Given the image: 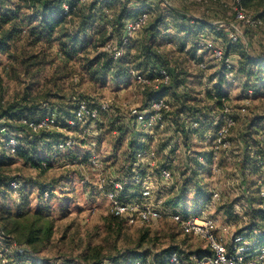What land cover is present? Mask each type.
I'll list each match as a JSON object with an SVG mask.
<instances>
[{"label": "rangeland", "instance_id": "374dc122", "mask_svg": "<svg viewBox=\"0 0 264 264\" xmlns=\"http://www.w3.org/2000/svg\"><path fill=\"white\" fill-rule=\"evenodd\" d=\"M144 1L151 11L149 23L158 19L160 13L162 18L160 25L154 28L145 25L146 27L144 26L131 38L118 58L114 57V50L105 49L107 43L110 42L111 46L116 45L121 38L115 33H111L105 44L89 46L73 58L65 55V50L58 41L31 44V39L27 37L14 45L11 52L14 54V59L9 58L7 53H0V78L4 82L0 104L8 105L22 101L29 92L27 100L24 101L28 102V105L39 104V112L42 113L35 119L22 116L17 123L24 125L27 130L30 121L49 119L48 126L42 129L48 128L59 133V141L54 144L42 143L37 150L52 152L59 145L58 142L72 137L75 139L74 144L59 153L66 155L74 149L75 153H78V162L73 163L65 156L56 161L53 167L42 171L19 153H8L4 150L8 136L17 135V131L8 125L0 126V161H2L0 162V234L2 236L0 264H69L70 262L86 264L82 254L88 246L99 247L101 254L112 259L104 264H118L120 261L123 264H161L158 257L167 249L178 251L183 264H195L198 251H205L207 244L196 236L182 232L179 224L171 216L177 211L187 215L214 217L219 225H231V231L244 232L253 240H264V207L257 206L258 200H255L252 208L246 204L247 195L243 192L245 191L243 185H224L225 180L229 181L228 174L233 176L234 172H241L230 159V150L222 152L220 156L219 165L222 167L219 174L221 179L220 177L218 179L220 185H210L208 180L209 183L199 186L201 196L196 193L197 186L193 181L185 189H182L181 185L177 189L174 188L187 157L180 151L175 152L176 155L173 157L167 156L171 154L167 147L168 140L178 134L172 124L178 126L179 123L176 121H179V118L177 115L174 121L176 113H171L176 108L175 101L177 102L178 97L173 93L171 86L160 83L159 72L163 67L175 68L176 75H181L184 86L188 88L189 94L185 105L190 110L187 112L201 120L200 128L191 136L195 151H202L201 146L211 141L212 134L209 133H213L220 123L211 125V119L214 117L219 121L222 119L224 105L232 106L236 113L237 123L232 130V139L235 143L234 150H238L239 140L247 131L252 121L250 115L253 114V112L248 115L240 114V107L249 99L252 110L261 111L262 108L264 109V93L258 92L255 88L249 89L248 85L245 86L246 78H241L238 71L241 58H238L236 73L230 75L229 70L213 58L211 51L198 52L193 44L200 32L215 39L227 53L231 47L236 46L241 49L246 48L254 57L261 56L264 53V18L259 15L263 7L252 2L248 4L249 8L245 9L241 6L244 8L242 11L253 22H257L256 19L261 21L256 24H245L237 19L236 11L240 7L237 0H142V3ZM172 7L187 13L191 18L204 20V24L209 25H199L197 29L188 27L185 36L180 33L184 28L180 23L181 20L177 21L175 13L170 11ZM236 28L242 29V35L238 43H233L230 40V33L236 32ZM148 33L154 36L153 41L148 40ZM97 39L99 38H94L95 41ZM187 45L192 47L194 52H186ZM147 49L161 57V62L155 61L156 66H148L143 62V59H146L144 53ZM232 51L229 52L231 60H233ZM98 54H102L105 58L111 56L115 62H120L125 57L130 59V55H135V61L124 65L129 67L127 74L118 79L112 72L105 78H102V74L97 78L91 75L87 65L88 59H93ZM31 56L37 57L31 60ZM239 56L241 57L240 54ZM199 59L208 63L206 80L203 70L198 65ZM136 73L151 79V84L145 88L144 84L136 81L134 75ZM132 75L134 79L131 78ZM214 76H217L216 80ZM220 79H223L224 94L218 102L215 97H210L211 93L207 92L220 84ZM156 84L160 85L159 88L154 87ZM249 85L260 87L262 82H256L252 77ZM161 96L172 105L171 111L163 116L166 124L146 127L141 123L139 126L127 128L117 120V116L119 117L117 113L125 111L129 114L127 105H140L141 109H144L152 99ZM89 100L92 103L110 100L114 106L108 112L101 113V122H81L71 126L68 121L73 117L79 102ZM69 103H74L75 107L72 106L74 109L72 113L70 112L71 115L67 116L71 108L68 107ZM124 114L123 117L127 118ZM261 114H264V110ZM187 116L189 114L185 115L184 124L188 121ZM1 124L6 123L3 120ZM3 127L5 131H2ZM187 129L190 130L188 127ZM151 131L157 135L156 140L148 138L144 143L140 141L136 143V139L133 138L132 132H136L143 139L147 138ZM115 132L122 133L121 138H118ZM196 135H200L201 138H197ZM86 138H89L90 143H85ZM182 139L184 140V136ZM91 143L96 151V158L101 161L99 169H93L89 163ZM143 147L156 150L158 158L156 165L145 164V170L149 172L147 183L136 185L131 190H136L138 194L145 189L149 190L151 203L158 204L163 215L149 223L130 222L124 217L113 220L111 202L107 196V191L112 189V185L106 183L100 185V179L103 176H110L114 179L121 177L132 181L129 171L133 162L137 160L136 152L138 153ZM165 163H169L173 171V178L170 181L163 180L159 174V167ZM13 179L21 181L18 193H14L10 188L9 181ZM51 184L55 185V189L50 195L49 191L45 190L46 187H43ZM25 190L29 195H26L27 206H24L25 202H23ZM216 192L218 196H215ZM180 195H185V198L180 200ZM176 198L179 200L172 201ZM24 207L31 211L28 216L29 221L35 220L33 217L36 211L49 213L50 219L55 220L52 238L41 243L38 251L33 245L23 242L19 238V232L12 231L9 221L6 220L9 219L8 211L15 213ZM253 215L256 217L252 218ZM40 220L37 221L38 225L43 222ZM230 237L229 233L226 237L228 241ZM188 253H190L189 258ZM168 262L165 261L166 264Z\"/></svg>", "mask_w": 264, "mask_h": 264}, {"label": "trees", "instance_id": "16d2710c", "mask_svg": "<svg viewBox=\"0 0 264 264\" xmlns=\"http://www.w3.org/2000/svg\"><path fill=\"white\" fill-rule=\"evenodd\" d=\"M251 2L263 7V9L260 10L259 15L263 19L264 0H239V4L245 9L249 8L248 4ZM143 3L142 0H0V53H7L10 56L9 58L14 59V54L11 53L14 45L21 41L24 37H27L28 39H31V44L39 43L41 41H46L48 43L58 41L65 50V55L73 58L79 54L80 51L82 52L83 49H86L89 46H94L95 44L98 46L99 44H105L111 33L121 36L124 33V26L127 19L137 17L141 13V8L144 9V7H147L150 14L149 19H151V11L148 7V4L146 1ZM139 5L141 6L138 7ZM66 6H68V9H66ZM170 11L175 13L177 16V21L181 20L180 23L182 26H184V28H182L183 32L180 33L185 34V36L188 32V27L194 29L199 25L205 26L204 20L191 18L187 13L181 11L180 9L172 7ZM163 14L164 13H162V15ZM158 16V19H154L151 23H149L150 20H148L146 25L151 26L150 28H154L158 24L160 25V21L162 20L161 14L159 13ZM185 26H187V28H185ZM109 27L112 28L111 32H109ZM192 31L195 33L194 30ZM147 36L148 40L151 39L153 41L155 39L152 33H148ZM189 36H191V34ZM94 38L99 39L95 41ZM232 50L234 52H240L239 54L241 55V61L238 71L241 75V78H246L245 86L248 85L249 89L255 88L258 92L261 91L264 93V53H262V55L259 57H254L250 55L246 48L241 49L234 46L229 49L228 54H230L229 52ZM134 56L135 55H130V59H125V57L120 62H115L111 56L105 58L102 54H98L93 59H88L89 61L87 66L93 77L95 76L98 78L99 75L102 74V78H105L110 72H112L113 76L118 79L125 75L127 69L129 68L124 65L133 63L135 61ZM36 57L37 56H31V60H35ZM144 57L146 59H143V62L148 66H156L157 63H155V61L157 60L161 62L162 60L156 52L150 49H147L146 53H144ZM167 68L172 75V83L169 86L173 88V93L177 95V102H179L177 103L175 101L176 108L171 112L176 113L174 121L177 119L178 115L179 121L176 122L179 124L178 126H176L174 123L172 125L176 128L175 132H178L176 136H184L185 139L190 136L185 127L183 128V126H185L183 120L185 115L189 114L187 110H190V108H186L185 105L189 91L188 88L184 86L183 79L180 77L181 75H176V69L173 67ZM252 77L255 78L256 82H262V85L260 87H257L256 85H249V81ZM222 80L223 79H220V84L214 86L213 89H209L211 91L207 92L211 93L212 96L210 97H215L218 102L224 94ZM3 84L4 82L0 78L1 95L4 90ZM213 91L216 93H213ZM28 93H26V96L22 98V101H15L8 105H4L2 103L0 104V126L8 125L14 128L13 130L17 131L20 147L16 154L19 153V155H21L23 158L30 160L35 167H38L42 171H46V169L53 167L56 161L60 160V158H64L65 156L73 163L78 162V153H75V149L69 151L66 155L60 154L58 148H56L54 151L52 150V152L49 153H45L43 151L39 152L37 150L42 143L53 142L54 144L59 141V133L54 132L52 129L49 130L48 128L41 129L36 132L27 125V130L32 133L29 134L24 125L17 123L19 118L22 116L35 119L38 114L42 113L39 112V104L33 103L28 105V102L24 101L27 100ZM184 94L185 96L183 97ZM89 102L91 101L89 100ZM72 106L75 107L74 103H69L68 107L71 108H69V113L67 116L71 115L74 109ZM251 112H253V114L250 115L252 121L250 122L247 131L244 132V135L242 138H240L241 141L239 140V147L243 150L240 152V160H238L240 163L239 169L242 171L251 165L254 166V168L258 166L256 156L258 153L262 152L264 147V145L261 144L259 140L263 134L262 132L264 131V126L261 124V122L264 121V114H259L256 110H252ZM3 120L6 124H1ZM101 121L102 118H100L99 122ZM179 127L181 129L178 130ZM138 135L139 134H135L136 143L137 141L142 142L140 136ZM136 137H138V139ZM148 138L149 136L147 139ZM131 147L133 150V144H131ZM232 150H234V148ZM253 151L255 153L254 156H252ZM8 161L6 162L8 163ZM188 162H191L190 155H188ZM191 167L192 165L189 164L188 168ZM187 178V182H191L193 176L191 178ZM135 186L136 185H124V192L122 194H128L129 197H137L139 195L138 192H136V190H131ZM45 187V190H48L50 195L52 194V190L55 189V185L53 184L44 185L43 188ZM185 188H187V185H182V189ZM199 190H201V188H198V191ZM26 191L27 190H25L24 193L25 200L23 199V202H25L24 206L28 205V197L26 196L28 195V192ZM181 196L185 197V195H180V197ZM199 196H201L200 193ZM176 200H179V198H176L172 201ZM30 213L31 211L25 207L19 209L15 213L8 211L9 219L6 220L9 221L12 231L16 233L19 232V238H21L23 242L33 245L36 251H38V248H40L39 245L41 243L47 242L52 238L55 220L54 218L50 219L49 213H44V211H36L33 217L35 220L29 221L28 216ZM111 216L113 220L120 219V216H117L113 213H111ZM255 217L256 216L253 215V218ZM40 219L43 220V222L38 225L37 221ZM171 250L173 249H167L160 254L161 256H159L158 259H160L159 261L162 262L161 264H166V255ZM205 251L208 250L206 249ZM205 251L199 250L197 253L198 256H201ZM189 257L190 253H188V258ZM82 259L86 264H104L109 260H112L110 257L101 254L99 247L91 246H88L85 249V252L82 254ZM69 264L78 263L70 262ZM118 264L123 263L120 261Z\"/></svg>", "mask_w": 264, "mask_h": 264}, {"label": "built area", "instance_id": "2783aa9c", "mask_svg": "<svg viewBox=\"0 0 264 264\" xmlns=\"http://www.w3.org/2000/svg\"><path fill=\"white\" fill-rule=\"evenodd\" d=\"M239 3V0H237ZM240 7L237 9V19L240 22H245V24H256L260 23V20L253 22L246 13ZM68 9V6H66ZM148 9H143L142 12L135 18H129L124 27V33L121 38L117 41L116 45L111 46L110 42L107 43L105 49L114 50V57L118 58L121 53H123L125 46L130 42L131 38L139 32L149 20ZM247 22V23H246ZM236 32L230 33V40L233 43H238L242 35V29L236 28ZM199 32V31H198ZM193 46L197 47L198 52L204 50L211 51L213 58L220 62L221 66H224L229 70L230 75H234L237 71V64L231 60L230 54H228L223 46H220L215 39L210 36L205 35V33H198ZM186 52H194L192 47L188 46L185 48ZM196 51V52H197ZM198 65L203 70L204 79L206 80L208 73V63L203 60H197ZM161 81L160 83L169 86L172 83V75L169 70L165 67L160 69ZM135 79L137 82L144 84L146 88L147 85L151 84V79L143 74L136 73ZM217 79V76H214ZM159 84L154 85L155 88H159ZM250 92H252L250 90ZM114 103L110 100L100 101L99 103H92L89 101L79 102L73 117L68 121L71 126H75L81 122H94L99 121L101 118V113L108 112L113 109ZM127 109L131 117L136 121V125H145L146 127H152L154 125L166 124L163 116L167 112L171 111L172 105L163 96L157 97L149 102L147 108L141 109L140 105H127ZM253 107L250 100L247 99L242 107H240V114L248 115L252 111ZM223 117L219 121L215 117L211 119V125H219L214 130L212 134V139L210 142L203 145L202 151H195L192 145L191 136L194 131H197L201 126V120L196 116H187L185 121V129L189 132L190 136L182 139V136L174 135L173 139L168 140V149L173 155L175 152L180 151L185 153L186 161L183 162V167L187 169H193L199 166H210L213 175L221 170L219 165L220 156L222 152L231 151L234 146V140L232 139V130L237 123L236 113L230 105H224L222 111ZM186 119V118H184ZM49 124V119H42L40 121L32 120L29 122V127L38 131ZM135 125V126H136ZM187 127L190 129L188 131ZM5 131V127L2 128ZM192 131V133H190ZM205 134V133H204ZM150 137H155L154 131L148 135ZM201 138L200 135H196ZM264 136V135H263ZM154 138V139H155ZM75 142V139L68 137L64 141H60L57 146L58 150L61 151L66 147H71ZM187 144V145H186ZM194 144V143H193ZM20 147V141L18 135L11 134L8 136L4 150L8 153H16ZM188 151V152H187ZM157 151L150 148H141L138 150L137 160L132 165L130 173L132 175V181L129 179H114L112 177H101V184L112 185V189L107 191V196L111 202L112 213L120 216L121 218H128L130 222H141L149 223L158 220L162 217L163 211L158 204L151 203L149 197V190H143L141 194L137 197H129L128 194H122L124 192V185H145L147 183L148 171L145 170V164L156 165L157 161ZM188 155L191 157V162H188ZM254 151L252 156H254ZM172 157V156H170ZM257 167L264 172V151L258 153L256 156ZM89 163L93 169H99L101 161L96 157L89 159ZM189 164L192 165L188 168ZM169 163H165L159 167V174L163 180L170 181L173 178V171L169 166ZM10 188L14 193H18L21 187V181L18 179H13L9 181ZM260 197L262 198V204L264 206V181L261 184L259 190ZM218 196V193H215ZM172 218L179 224L182 232L186 235H193L202 239L207 244V250L202 253L201 256L195 258V264H264V240H253L248 238L244 232L231 231L232 227L229 224L219 225L214 217H202L187 215L181 212H175ZM231 234L229 241L227 240V235ZM2 243V236L0 234V244ZM167 264H183L181 259V254L176 250H171L167 255ZM137 264V263H135Z\"/></svg>", "mask_w": 264, "mask_h": 264}, {"label": "crops", "instance_id": "0c3cea01", "mask_svg": "<svg viewBox=\"0 0 264 264\" xmlns=\"http://www.w3.org/2000/svg\"><path fill=\"white\" fill-rule=\"evenodd\" d=\"M110 16H112V15H110ZM193 22V21H192ZM195 23V22H194ZM206 26L207 25H209V24H205ZM197 28V27H196ZM111 30H112V28L111 27H109V31L111 32ZM169 44V43H168ZM230 55H231V53H230ZM234 56L236 57V58H234ZM232 58H233V61L235 62V63H238V58H240V56H239V54L237 53V52H234L233 51V53H232ZM133 72V71H132ZM133 77V75L131 76V78ZM133 79H134V77H133ZM132 79V80H133ZM134 81V80H133ZM127 84H129V83H127ZM126 84V85H127ZM262 108V107H261ZM122 110H125L124 108H122ZM263 108H262V110L261 111H258V110H256V111H258V112H261V113H263ZM125 113V114H124ZM261 113H259V114H261ZM118 115H119V117L117 116V120L119 121V123L120 124H122V125H125V126H127V128L129 127V126H135L136 124V121L131 117V115L130 114H128L127 112H125V111H121V112H119V113H117ZM123 114L124 115H126L127 116V118H124L123 117ZM261 124H263V126H264V121L263 122H261ZM264 128V127H263ZM120 130H121V128H120ZM263 131V130H262ZM122 132V131H121ZM133 133V137L135 138V134L137 135V133L136 132H132ZM135 133V134H134ZM263 134L261 135V138H259V140H260V142H261V144H263L264 145V131L262 132ZM115 134H116V136L118 137V138H121V134L122 133H120V132H118V133H116L115 132ZM157 137V136H156ZM137 139H138V137H136ZM149 138H150V136H149ZM153 138H155V137H153ZM198 138V137H197ZM87 140L85 141V143H90L89 142V138H86ZM146 139L147 138H143V139H141V140H143L142 142H145L146 141ZM155 140H156V138H155ZM91 142H92V139L90 140ZM240 141H241V139H240ZM141 143V142H140ZM92 144V143H91ZM94 145L96 144V141L93 143ZM93 144H92V148H91V152H90V155H89V158H92V157H96V151H95V149H94V147H93ZM240 146V144L238 145V150H231L230 152H229V154H230V159L231 160H233L234 162H235V166H236V168H239V161L238 160H240L239 159V157H240V152H242L243 150L239 147ZM201 148H203V145L201 146ZM200 148V149H201ZM151 149V148H150ZM264 151V147H263V150H262V152ZM176 155V154H175ZM175 155H173V153H171L170 155H167V156H175ZM241 156H243V155H241ZM157 158H158V156H157ZM251 165V164H250ZM221 169H222V167H221ZM234 170H236V169H234ZM237 172V173H236ZM236 172H234V174H233V176H229V174H228V180L229 181H227V180H225L226 182L224 183V185H243V187H244V189H245V191H243L244 193H245V195H247V205L248 206H251L250 208H252V207H254V205H255V200L257 201L256 202V204H257V206H261V207H264L263 206V204H262V198L260 197V194H259V190H260V187H261V184L263 183V181H264V172L261 170V169H259L257 166L254 168V166H249L248 168H246V169H243V171L241 170V172H242V174H243V177H242V174H241V172L239 171V173H238V171H236ZM249 173V174H248ZM208 174H209V177H208ZM218 174V175H217ZM220 174V171H218V173H216V174H214L213 175V173H212V170H210V166H197V167H195V168H193V169H186L185 167H183L182 168V172H181V175H180V177H178L179 178V180L178 179H176V181L178 180V182H176L177 183V185H175V187L174 188H178L179 187V185H191V182L193 181V182H196V184H194V185H206L205 183H209V181H210V185H220L219 184V182H218V179H219V177H220V179H221V176L219 175ZM246 174V175H245ZM193 176V178H192V180H191V182L190 181H188L187 182V180H188V178L187 177H189V178H191ZM197 180V181H196ZM209 180V181H208ZM199 186H197L196 187V189H195V191H196V193H198V196H199V193H200V190L198 191V188H199ZM247 188V189H246ZM247 190V191H246ZM182 197V199H184L185 197H183V196H181ZM180 197V198H181ZM182 199H180V200H182ZM249 203V204H248ZM252 218H253V216H252ZM252 221H254V220H252ZM260 239V238H259Z\"/></svg>", "mask_w": 264, "mask_h": 264}]
</instances>
